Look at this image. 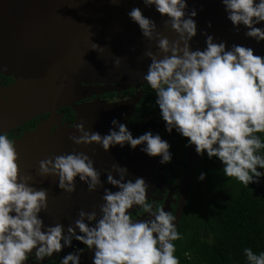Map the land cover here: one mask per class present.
Instances as JSON below:
<instances>
[{"label": "clouds", "instance_id": "obj_1", "mask_svg": "<svg viewBox=\"0 0 264 264\" xmlns=\"http://www.w3.org/2000/svg\"><path fill=\"white\" fill-rule=\"evenodd\" d=\"M142 3L154 7L164 18V27L177 34L172 40L164 36L139 6L126 13L142 36L155 42L156 51L145 52L150 63L143 80L155 94L154 105L164 129L186 138L185 146H194L198 156L215 157L225 177L245 186L259 184L264 177L260 151L264 140L257 135L264 133V55L249 46H228L203 29L204 47L193 48L198 31L195 6L190 7L188 0ZM220 3L235 33L243 27L246 38L264 41V0ZM97 47L94 43L93 49ZM73 127L79 135L69 139L76 145L98 144L106 152L117 145L132 150L140 146L149 157L159 156L160 164L172 161L171 144L158 131L134 137L128 124L115 118L103 135L86 130L83 121ZM18 160L16 141L0 132V264H47L49 259L57 264H82L85 251L92 253L91 264H180L174 241L182 234L176 215L147 195L150 185L143 176L130 178L128 168L115 162L102 181L94 160L84 152L41 160L39 175L58 177L60 190L73 193L77 178L89 192L103 189V202L90 211L78 210L65 228L59 222L44 223L40 213L48 207L47 189H37L30 175H21ZM205 175L200 172L197 179L202 181ZM73 241L84 247L73 246ZM68 247L72 251L60 256ZM243 255L247 264H264V251L257 254L245 247Z\"/></svg>", "mask_w": 264, "mask_h": 264}, {"label": "water", "instance_id": "obj_2", "mask_svg": "<svg viewBox=\"0 0 264 264\" xmlns=\"http://www.w3.org/2000/svg\"><path fill=\"white\" fill-rule=\"evenodd\" d=\"M188 4L197 9L194 19L198 31L193 48L204 47L201 29L213 34L217 41H226L228 46L237 43L255 51L264 46V41L256 43L246 38L243 27L239 34L234 32L220 0H188ZM134 6L154 19L157 30L164 36L176 38L174 31L164 27V18L154 7L146 8L142 0H0V73L24 80L22 86L10 92L8 101L0 104V132L45 112L54 115L61 106L70 105L75 111L72 124H60L52 131L50 116L16 140L20 174L30 175V183L37 189H47L48 207L40 213L45 224L59 222L66 228L77 217L78 210L90 211L103 202L102 188L89 192L78 178L76 190L67 193L57 187L58 177L40 176L39 162L48 157L84 152L94 160L102 181H106V170L117 162L128 168L130 178L143 176L150 185L148 190L153 188L151 168L159 162V156L149 157L140 151V146L135 150L129 146L111 147L106 152L98 144L76 145L69 139L71 135H79L73 126L81 121L86 130L106 134L112 119L123 122L133 107L136 97L113 103L90 101L78 106L74 102L103 92L105 89L100 87L103 83L144 84L143 75L150 63L145 52H155L156 48L155 42L144 38L138 25L127 16ZM94 43L100 47L94 50ZM196 154L191 146L174 212L176 223L187 201ZM105 187L112 186L105 183ZM248 187L253 196L264 198V177L259 184L250 183ZM146 217L147 214L141 219ZM91 256L85 251L82 264H91Z\"/></svg>", "mask_w": 264, "mask_h": 264}, {"label": "trees", "instance_id": "obj_3", "mask_svg": "<svg viewBox=\"0 0 264 264\" xmlns=\"http://www.w3.org/2000/svg\"><path fill=\"white\" fill-rule=\"evenodd\" d=\"M257 135L264 140V133ZM229 182L237 192L216 185L212 177L194 184L177 227L182 238L174 241L180 264H247L243 248L264 251V200L235 178Z\"/></svg>", "mask_w": 264, "mask_h": 264}, {"label": "flooded vegetation", "instance_id": "obj_4", "mask_svg": "<svg viewBox=\"0 0 264 264\" xmlns=\"http://www.w3.org/2000/svg\"><path fill=\"white\" fill-rule=\"evenodd\" d=\"M256 53L264 55V46L258 49ZM23 81L24 80L18 79L13 75L0 73V104L8 101V95L10 94V92L22 86L24 83ZM100 87L105 90H103V92L99 94H92L83 99L75 101V106L90 101L113 103L136 97L132 109L129 111L125 120L123 121L128 124V127L130 131H132L134 137L142 134L144 131L153 130L154 132H160L162 138L167 140L171 144L170 151L173 153L172 161L167 164H160L159 162L156 163L153 170L154 174L156 176H161L162 179L161 181L157 182L152 194L149 195V197L154 198L156 205H162L164 206L165 211H172L174 214L178 204V198L180 196L184 172L188 163L189 150L191 146L186 147V138H182L175 132V130H173V132L169 134L164 129V122L160 119L159 110L154 105L155 94L146 83L140 86H123V84L120 83H103L102 85H100ZM112 87L117 88L114 89ZM74 112L75 111L70 105L61 106L55 109L54 115H52L50 112L42 113L41 115L30 118L24 121L22 124L15 126L9 131H6V134L9 136V138L16 141L25 132L35 129L44 120L50 119V116L53 117V122L51 124V128L53 131L60 124H72L75 119ZM127 146L128 145H125L124 147ZM118 147V145L115 146V148ZM203 164L207 165V168L212 169V171L204 172L202 167ZM221 168V163L215 157L212 160H209L206 155L201 157L196 154L193 178L184 209L186 207L189 195L194 187V184H196V182H201V180L197 179L200 172L206 173L205 178L202 181H207L212 177L215 179L216 185H219V183H221V185L227 187L229 192H237L235 186L233 184H230L229 182L231 178L225 177ZM225 181H227L228 183H225ZM249 190L252 194V190L250 188ZM261 199L264 200V198ZM184 209L178 220L177 227L180 220L182 219ZM262 216H264V208L262 210ZM73 246L84 247L77 241H73ZM70 251H72L71 247L64 248L60 253V256H63L65 253ZM47 264H57V260L49 259L47 261Z\"/></svg>", "mask_w": 264, "mask_h": 264}, {"label": "rangeland", "instance_id": "obj_5", "mask_svg": "<svg viewBox=\"0 0 264 264\" xmlns=\"http://www.w3.org/2000/svg\"><path fill=\"white\" fill-rule=\"evenodd\" d=\"M66 9V8H65ZM59 11H61V9H58ZM53 11H55V8H53ZM156 165V164H155ZM155 165H153V168H151V176H152V178H153V180L155 181L154 183H153V185H152V189H151V191L150 190H148V192H149V194H148V196L149 195H151L152 194V192H153V190H154V188H155V184H157V182H159V181H161V179H162V177L161 176H156L155 174H154V168H155ZM263 220H264V216H263ZM203 236H206V234L205 233H203Z\"/></svg>", "mask_w": 264, "mask_h": 264}]
</instances>
